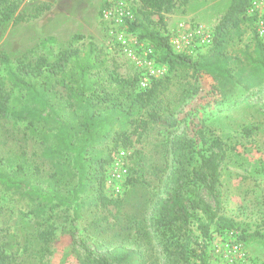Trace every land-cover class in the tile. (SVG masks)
<instances>
[{"label": "trees", "instance_id": "1", "mask_svg": "<svg viewBox=\"0 0 264 264\" xmlns=\"http://www.w3.org/2000/svg\"><path fill=\"white\" fill-rule=\"evenodd\" d=\"M250 1L230 0L213 28L208 50L192 58L171 48L164 21V15L189 0H138L131 18L125 19L127 31L150 43L158 52V62L171 74L152 79L144 89L138 78L121 76L115 59L83 34H73L52 55L44 52L54 43L52 36L42 38L36 48L15 59L0 51V121L24 124L23 136L38 140L41 157L52 168L39 183L28 178L22 167L6 170L0 159V192L24 201L26 212L22 214L34 222L43 255H50L60 242L77 243L73 222L80 216L81 197L88 191H94L104 205L118 206L119 197L110 198L104 192L112 161L106 141L114 149L118 143L127 148L131 144L128 126L145 130L153 125L176 131L184 124L163 146L165 155L172 156L170 164L155 168L153 173L161 175L162 188L152 203L150 217L137 212L127 218L124 227L127 233L133 228L139 239L153 240L155 252L166 264H208L206 249L192 246L190 232L195 224L206 237L209 226L215 225V230L221 227L218 222L225 204L218 189L220 158L213 151L219 144L207 140L201 124L191 121L186 125V121L209 105L213 96L217 102L222 83L232 77L233 61L243 56L253 73L264 72V41L256 36L253 19L246 12ZM17 9V0H0V27ZM43 9H36L33 17ZM21 21L18 14L13 18L15 24ZM243 24L250 29L253 48L235 52L230 48L234 39L242 36ZM204 80L210 87L206 93L202 92ZM173 81L175 92L170 96L166 90ZM201 190L211 196L213 204L200 196ZM56 209H71L73 215L71 227L62 229L60 235L54 223ZM100 224L92 220L89 228ZM252 236L264 239V232ZM79 242L84 252L81 264H146L139 249L117 247L95 252L84 238ZM18 246L15 235L8 233L0 245V264H14Z\"/></svg>", "mask_w": 264, "mask_h": 264}, {"label": "rangeland", "instance_id": "2", "mask_svg": "<svg viewBox=\"0 0 264 264\" xmlns=\"http://www.w3.org/2000/svg\"><path fill=\"white\" fill-rule=\"evenodd\" d=\"M17 2L18 9L11 20L2 23L0 27V51L8 54L11 59L36 48L38 42L47 36L55 39L44 51L52 55L65 46L73 34L79 33L92 38L113 57L118 65L117 71L125 78H138L139 81L149 66L161 71L162 75L155 77L157 79L171 76L168 68L158 62L155 48L147 41L138 39L137 34L127 31L125 19L131 18L132 8L138 4V0ZM229 3L230 0H189L185 6L176 7L164 15L168 37H178V32L184 33L188 41L186 54L196 58L205 53L210 45L194 46L196 38L193 30L200 27L203 36L212 35L215 24ZM114 6L124 12L123 18L117 12L116 18L104 19L102 11L111 7L113 10ZM38 8L44 9L33 17ZM17 14L23 21L15 24L13 18ZM242 30V36L234 39L230 49L250 52L253 48L250 29L243 24ZM183 43L180 41V44ZM240 58L243 60V56ZM242 60H235L231 64L232 77L222 83L217 102L213 96L209 105L201 107L192 119L186 121V125L191 121L201 124L207 140H215L219 144L213 151L220 158L218 189L225 204L218 222L221 227L215 230V225L209 226L206 237L195 224L190 232L192 246L201 245L206 249L208 264H264V239L252 236L264 232V72L253 73L249 64ZM155 78L151 77L150 81ZM174 82L169 83L166 90L170 96L175 92ZM203 84L202 92L206 93L210 88L208 80H204ZM183 126L181 124L176 131L163 130L153 125L145 130L128 126L126 134L131 144L127 148H121L118 143L114 149L112 143L106 141L108 149L112 150L108 170L120 150L127 153L124 160L127 177L119 194L108 191L107 174L105 176L104 192L107 197H119V204L104 205L94 191L82 195L80 216L73 222L77 243L66 245L60 242L50 255H43L42 245L35 238L34 222L22 214L26 212L24 201L15 195L0 192V245L8 233L15 235L19 246L14 264H81L84 252L80 237L95 252L117 247L134 248L143 251L146 264H166V259L155 252L153 240L139 239L133 228L127 233L124 224L130 215L137 212L150 217L152 203L157 191L162 188L158 180L161 175L156 177L153 173L155 168L170 164L172 156L165 155L163 146L168 145L172 133H180ZM23 128L22 123L0 121V159L3 168L11 171L22 167L28 178L43 183L52 168L41 157L42 147L38 140L29 134L23 136ZM141 167L144 168L143 172L139 171ZM162 179L165 180V176ZM200 196L213 204L211 196L204 190L200 191ZM72 217L71 209L55 210L57 235H60L62 229L71 227ZM92 220L102 224L89 228ZM244 236L248 238L244 240ZM236 242L241 247L234 251L232 245Z\"/></svg>", "mask_w": 264, "mask_h": 264}, {"label": "built area", "instance_id": "3", "mask_svg": "<svg viewBox=\"0 0 264 264\" xmlns=\"http://www.w3.org/2000/svg\"><path fill=\"white\" fill-rule=\"evenodd\" d=\"M112 8V7H111ZM111 8H107L102 11V17L104 19H109L110 17L116 18V13L120 12L121 17L123 18L124 12L120 11L118 6H114V9L111 10ZM247 15L250 16L253 19V30L256 34V36L264 41V0H251L249 3V6L247 8ZM130 14V13H128ZM128 18V17H127ZM117 20V19H116ZM122 21L121 19L119 20ZM177 34H180L178 37H175L173 35L169 36V43L171 48L178 53H186V44H188V41L186 40V36L184 33L178 32ZM193 34L196 38V42L194 43V46H203V45H210L212 35L203 36V33L201 32L200 27L193 30ZM180 41L185 42V44H180ZM124 43V42H123ZM149 66V65H148ZM161 71L155 70L153 67H148L146 74L143 75V77H140L138 81V85L140 88H146L150 84L151 77H159L161 76ZM126 151L120 150L118 153V156L110 169L107 173V189L108 191H111V193L117 195L121 192V187L124 184V181L127 177V169L125 166V159H126ZM241 245L240 243L236 242L233 243L232 248L234 251H237L240 249Z\"/></svg>", "mask_w": 264, "mask_h": 264}]
</instances>
